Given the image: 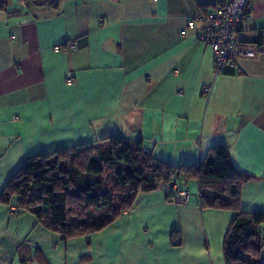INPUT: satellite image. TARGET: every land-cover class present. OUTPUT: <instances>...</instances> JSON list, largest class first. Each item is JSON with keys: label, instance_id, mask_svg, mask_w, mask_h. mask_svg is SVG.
<instances>
[{"label": "crops", "instance_id": "1", "mask_svg": "<svg viewBox=\"0 0 264 264\" xmlns=\"http://www.w3.org/2000/svg\"><path fill=\"white\" fill-rule=\"evenodd\" d=\"M217 1L7 0L0 191L27 157L112 135L141 138L173 165L198 163L222 141L254 177L241 186L239 209L264 212V0H250L239 32L255 56L214 76L212 51L187 22ZM183 187L185 202L166 200L162 188L140 192L103 231L66 240L47 219L10 215L0 203V264H224L234 212L201 208L196 186L190 199Z\"/></svg>", "mask_w": 264, "mask_h": 264}, {"label": "trees", "instance_id": "2", "mask_svg": "<svg viewBox=\"0 0 264 264\" xmlns=\"http://www.w3.org/2000/svg\"><path fill=\"white\" fill-rule=\"evenodd\" d=\"M6 2L0 0V10ZM253 178L235 167L222 141L198 163L173 165L156 159L141 138L112 135L27 157L1 189L0 203L14 207V215L47 219L66 240L109 225L132 208L140 192L193 181L201 208L234 212L222 240L224 264H262L264 212L239 209L241 186ZM164 191L171 201L175 191Z\"/></svg>", "mask_w": 264, "mask_h": 264}, {"label": "built area", "instance_id": "3", "mask_svg": "<svg viewBox=\"0 0 264 264\" xmlns=\"http://www.w3.org/2000/svg\"><path fill=\"white\" fill-rule=\"evenodd\" d=\"M251 10L250 0H218L213 7L198 17H192L187 22V27L198 25L197 38L208 46L213 54L214 76L223 72L224 69H234L239 58H252L255 56L253 50L242 47L239 32L243 24L248 20ZM75 42L69 41L68 49L75 48ZM59 50V47H54ZM66 83H72L71 74H67ZM209 89L203 88L202 92L207 94ZM175 191L172 199L185 202L186 192L174 184L171 187L164 186V190ZM14 207L9 208L10 215H14ZM35 246V245H33Z\"/></svg>", "mask_w": 264, "mask_h": 264}, {"label": "rangeland", "instance_id": "4", "mask_svg": "<svg viewBox=\"0 0 264 264\" xmlns=\"http://www.w3.org/2000/svg\"><path fill=\"white\" fill-rule=\"evenodd\" d=\"M183 188L188 192L189 199L192 198V196L196 195V190H195V184H194V182L188 183ZM104 228H102L101 230H98V231H103ZM90 234H92V233H90ZM262 234H263V237H264V232Z\"/></svg>", "mask_w": 264, "mask_h": 264}, {"label": "water", "instance_id": "5", "mask_svg": "<svg viewBox=\"0 0 264 264\" xmlns=\"http://www.w3.org/2000/svg\"><path fill=\"white\" fill-rule=\"evenodd\" d=\"M261 263L264 264V258L261 259Z\"/></svg>", "mask_w": 264, "mask_h": 264}]
</instances>
